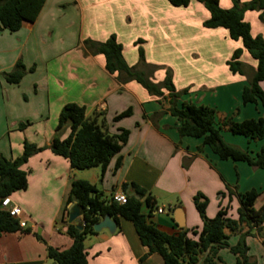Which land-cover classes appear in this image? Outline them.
<instances>
[{"label":"crops","instance_id":"1","mask_svg":"<svg viewBox=\"0 0 264 264\" xmlns=\"http://www.w3.org/2000/svg\"><path fill=\"white\" fill-rule=\"evenodd\" d=\"M219 5L228 10L233 1L219 0ZM209 19V11L196 1L187 8H176L168 0H46L34 23H25L15 33L0 30V156L21 157L26 141L45 148L22 168L28 173L27 189L10 197L12 206L21 212L19 220L31 233L2 235L0 264H51L49 246L60 250L72 246L66 234L68 217L65 220L63 214L73 180L94 184L106 200L123 185L134 184L154 200L153 209L141 200L142 213L151 223L168 235L187 231L192 238L196 237L191 231L203 226L194 204L197 194L209 200L208 218L228 208V216L236 220L240 194L264 193V170L244 162L222 161L202 139L181 137L179 123L169 112V99L151 96L136 81L122 84L117 74L107 71L105 57L85 46L87 40L105 42L115 35L129 66L139 63L142 47L147 63L172 70L176 91L188 90L179 105L187 102L213 108L219 122L264 119L260 104L242 103L257 61L244 50L241 62L246 75L233 74L227 62L243 44L232 40L226 29L205 28ZM244 20L254 37L264 39V19L259 12L245 13ZM19 60L27 73L20 84L11 85L1 75L11 72ZM165 77L166 71L159 70L154 82L161 83ZM261 87L264 91V82ZM67 104L85 107L87 116L103 113L111 134L122 129L130 132L103 177L100 167L74 170L67 159L49 149ZM128 109L132 110L130 117L114 120ZM25 123L28 126L21 131L19 125ZM70 133L69 127L64 128L61 138ZM222 136L227 144L253 156L264 144L228 131ZM118 158L122 165L115 172ZM259 199L257 209L264 205V194ZM247 231L245 225L236 232L227 231L229 245L237 246ZM252 233L246 238L248 256L264 264L263 240L255 229ZM85 251L89 264H165L160 255L149 254L133 224L124 220L115 234L104 230L87 238ZM218 257L222 260L218 264L237 263L229 249L221 250ZM205 258L198 264H204Z\"/></svg>","mask_w":264,"mask_h":264},{"label":"trees","instance_id":"2","mask_svg":"<svg viewBox=\"0 0 264 264\" xmlns=\"http://www.w3.org/2000/svg\"><path fill=\"white\" fill-rule=\"evenodd\" d=\"M192 1L202 4L210 13V19L203 24L205 28L226 29L232 40L242 42L243 48L236 50L227 62L233 74L246 75L245 66L241 62L244 50L257 61V68L243 90L242 103L260 104L264 109V91L261 87V83L264 82V39L261 36L254 37L250 24L244 20L245 13L249 11L259 12L260 19L263 20L264 0H232L233 7L228 10L220 7L219 0H168L176 8H187ZM45 2L46 0H0V30L15 33L21 30L25 23H34L41 14ZM141 43L142 41L137 42ZM85 46L92 53L105 57L107 71L117 74L122 84L136 81L151 96L161 100L169 99V112L179 123L178 132L181 137L202 139L203 145L222 161L244 162L255 169L264 170V144L253 156L248 151L227 144L222 136L223 131H228L255 142L264 141V119L243 122L225 119L219 122L217 111L213 108L187 102L179 105L178 100L186 95L188 90L176 91L172 70L166 69L164 81L155 83L153 78L162 68L147 63L142 47L139 48V63L136 66H129L123 56V46L115 35L110 36L105 42L87 40ZM26 73L25 65L19 60L11 72L3 73L1 76L7 83L18 85ZM165 92H168V96H165ZM131 115L132 110L128 109L114 120L120 121ZM27 126L28 123L20 124L19 129L22 131ZM66 127L70 128L71 133L68 138L62 139L61 135ZM129 136L130 132L124 129L118 134H111L103 113L94 112L92 116H87L85 107L67 104L60 113L49 149L55 155L67 159L74 170L84 171L100 167L103 177L109 163L121 152ZM44 150L45 148L26 141L21 157L10 160L0 156V237L18 232L31 233V229L21 228L20 220L2 208V201L27 189L28 173L22 168L32 157ZM121 165L122 159L118 158L115 172ZM122 190L128 195L127 203L124 205L111 199L106 200L104 194L89 181L73 180L66 197L63 215L66 220L72 206H78L84 227L83 230H79L76 224L67 223L66 234L73 240L72 246L66 250L49 246L48 258L54 264H89L85 241L97 234L94 226L109 215L117 225L122 220L132 223L141 244L148 249L149 254L160 255L165 264H198L204 255H206L204 264L222 263L218 254L223 249H229L237 257L236 264H257L248 256L249 248L246 246V238L253 236V229L264 243V205L256 208V202L262 194L257 190L239 195L240 208L236 220L228 216V208H221L215 218H208L209 200L203 194H197L194 197V204L203 226L200 231H191L196 238L190 237L187 231L176 235L162 232L142 213L141 200L153 209L152 196L134 184L123 185ZM69 205L72 206L68 209ZM243 225L247 226L249 231L241 236L237 246L231 247L227 231L236 232ZM36 237L44 242L41 236Z\"/></svg>","mask_w":264,"mask_h":264},{"label":"water","instance_id":"3","mask_svg":"<svg viewBox=\"0 0 264 264\" xmlns=\"http://www.w3.org/2000/svg\"><path fill=\"white\" fill-rule=\"evenodd\" d=\"M139 200L140 197H137ZM72 206V205H71ZM81 211L78 208V206L74 205L71 208L69 218H68V223L69 224H76L77 228L79 230H83V224L81 222ZM118 225L117 223L109 216H105L99 223H97L94 226V231L96 233H100L104 230L108 231L110 234H115L117 231Z\"/></svg>","mask_w":264,"mask_h":264},{"label":"built area","instance_id":"4","mask_svg":"<svg viewBox=\"0 0 264 264\" xmlns=\"http://www.w3.org/2000/svg\"><path fill=\"white\" fill-rule=\"evenodd\" d=\"M111 200L113 202H115V203L124 205V204L127 203L128 195L123 190H121V191L116 192L112 196ZM2 208L7 210V211H9L11 216L19 219V217L21 215V212H20L19 208L15 207V206H12V202H11V198L10 197L5 198L2 201ZM158 213H163V210L159 209ZM20 227L21 228H26V223L24 221H20Z\"/></svg>","mask_w":264,"mask_h":264},{"label":"rangeland","instance_id":"5","mask_svg":"<svg viewBox=\"0 0 264 264\" xmlns=\"http://www.w3.org/2000/svg\"><path fill=\"white\" fill-rule=\"evenodd\" d=\"M160 67L162 68V69H160V70H165V71H166V69H168V68H165V67H162V66H160ZM157 72H158V71H157ZM157 72H156V73H157ZM153 79H154V81H155V76H154ZM263 194H264V193H263ZM263 194H261L260 197H262ZM261 200H262V198L259 199V202H258L257 206L261 203ZM50 263H51V264H54L52 260L50 261Z\"/></svg>","mask_w":264,"mask_h":264}]
</instances>
